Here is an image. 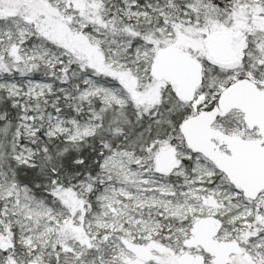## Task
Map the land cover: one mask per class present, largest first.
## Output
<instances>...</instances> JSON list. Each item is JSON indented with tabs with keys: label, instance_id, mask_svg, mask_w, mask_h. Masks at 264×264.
Segmentation results:
<instances>
[{
	"label": "snow or ice",
	"instance_id": "1",
	"mask_svg": "<svg viewBox=\"0 0 264 264\" xmlns=\"http://www.w3.org/2000/svg\"><path fill=\"white\" fill-rule=\"evenodd\" d=\"M0 264H264V0H0Z\"/></svg>",
	"mask_w": 264,
	"mask_h": 264
}]
</instances>
